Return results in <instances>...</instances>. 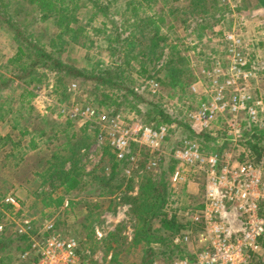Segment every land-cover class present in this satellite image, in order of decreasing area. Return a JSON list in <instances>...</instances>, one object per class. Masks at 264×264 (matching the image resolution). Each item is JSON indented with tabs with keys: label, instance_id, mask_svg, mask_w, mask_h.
<instances>
[{
	"label": "trees",
	"instance_id": "trees-1",
	"mask_svg": "<svg viewBox=\"0 0 264 264\" xmlns=\"http://www.w3.org/2000/svg\"><path fill=\"white\" fill-rule=\"evenodd\" d=\"M178 1L182 3L176 4ZM29 3L30 6L25 7V10H28L27 14L33 10L32 5L38 4L39 10L42 11L41 15L47 19L48 25L35 28L30 21L20 23V20L15 18L19 15L15 14V8L12 7L18 5V2L0 0V24H6L18 39L16 53L10 60L16 63V78L26 79V82H29L41 76L38 72L40 69L52 71L56 94L61 100L66 99L68 95L67 84L75 81L80 91L78 93H82L86 98L94 97L99 105L106 108L107 113L113 114L118 111L134 113L139 120L141 119L142 124H153V126L171 121L179 124L183 122L182 119L162 108L161 91L167 94L171 92L178 100H182L185 94L187 98L194 96L187 92V87L194 79L189 67V57L182 54V50L188 46L186 41L183 43L180 37H177V29L186 28L188 33H195L200 38L205 29H212L217 24L225 25L228 15L232 12L226 0H130L125 3L127 7H121L122 10L115 9L118 7V0H30ZM113 3H115L114 11L109 15V6ZM85 5H89L88 12L86 11L88 20L95 19L101 13L102 26L97 30L105 33L103 39L107 41L106 51L111 55L112 60L108 63L98 60L96 64L80 67L64 63L58 58L60 47L55 41L57 37L61 38L65 32H73L71 41L74 44L78 43L79 32H83L84 28L74 27L72 24L78 23L76 10ZM116 13L120 18L114 17ZM16 23H19L23 30ZM53 28L58 31L49 32L55 36L46 37L47 43H45L46 40L43 41L46 35L45 29ZM126 30L128 33H120ZM219 32L222 35L223 31ZM194 40L197 41L190 39L191 42H195ZM200 48L205 54L206 50L201 44ZM115 56H119V61L116 63L115 71H112ZM138 79L150 82L143 85L144 88L141 90L133 89V82ZM10 81V78L0 73V122L11 123L9 132L0 134V225L2 226L0 264H15L18 260L19 264L29 262L28 258L20 259L19 255L29 247L30 234L20 235L15 232L14 225L7 221L3 222L2 212L12 206L3 198L16 186L12 177L5 176L6 169L11 163L19 164L18 161L13 162L14 159L24 161L26 149L35 150L39 140L44 144L53 143L55 146L54 149L49 150V154L47 149L36 151V153H47L48 157L45 161L37 162L34 175L40 179V186L50 185L49 187L52 188L51 191L42 189L40 192H33V206L40 205V217L51 218L56 210L62 209L65 213L85 214V221L92 222L97 220L103 206L102 202L110 195L136 186V193L129 198L134 225L133 237L126 244L127 241L120 235L118 229L108 233L103 239L106 245L105 252L112 250L107 264H150L163 259L164 256L168 260L166 262H171L175 258L190 255L186 243L176 244L173 239L191 228L190 215L200 203L193 204L194 206L187 204L191 207L189 216L185 214L184 217V214L178 213L177 202L181 200L183 202L182 198L190 195L187 194L186 185L174 188L169 179L166 181L164 168L167 167L168 170L170 164L173 167L171 161L164 163L162 160L154 169H146L145 161L138 160L137 167L130 171V176H127L124 170L132 165L130 154L136 153L140 149L139 146L132 144L130 152L124 158L118 159L106 142L102 147L107 149L105 152L110 159L108 172H102V167L99 166L86 170L81 165L83 155L79 152L82 147H88L94 140L96 128L91 127L90 123H84L76 131L72 129L70 120L59 123L62 125L59 127H54L52 124L50 131L45 124L42 127L34 126L33 119L38 117L26 113V108L33 111L32 106L26 105L24 108L22 105L24 101H20L21 104L18 103L16 111L12 104V96L4 94L5 89L10 86ZM148 88L154 99L145 96V93H150ZM145 89L148 91L145 92ZM19 121L23 124L19 125ZM255 128V125L251 127L254 131ZM188 129L190 132L195 130L191 127ZM61 131L62 135L59 133ZM196 131L198 138L203 136L205 139H214L218 142V138L210 137L207 132ZM27 135H29L27 144H23ZM225 135H223L225 142H228L229 136ZM62 137L64 139L66 137L65 141L61 140ZM59 140L62 142L55 145ZM263 140L264 135L255 132L246 139L254 159L259 158L264 151ZM221 148V146L205 147L204 151L220 152ZM145 152L146 157L148 153L146 150ZM85 190L86 193H83ZM94 198L96 200H93ZM65 202L67 206L64 205ZM63 205L65 207L62 208ZM80 206H84L85 210ZM187 206L181 212L186 210ZM77 207L80 209L77 210ZM35 222L36 220L32 224ZM80 223L83 225V221ZM55 224L57 226L56 222ZM35 232L34 227L31 234ZM84 238L80 246L81 250L86 244L91 246L95 242L94 232L86 231ZM262 244L264 246V241ZM136 247H138L137 252H135ZM131 251L136 255L133 260H128L126 256L124 261H120L123 252L126 254L129 252L127 254L129 255L132 254Z\"/></svg>",
	"mask_w": 264,
	"mask_h": 264
},
{
	"label": "rangeland",
	"instance_id": "rangeland-1",
	"mask_svg": "<svg viewBox=\"0 0 264 264\" xmlns=\"http://www.w3.org/2000/svg\"><path fill=\"white\" fill-rule=\"evenodd\" d=\"M17 1L18 5H12L13 8H15V14L19 15L15 17L16 19H19L18 21L20 23H26V22H32L33 27H39L43 26L45 27L48 25L47 19L42 14V11L39 10V6L32 5L33 10L30 14L28 13V10H25L26 5L29 7L31 3L30 0H12ZM130 0H118L117 8H115V3L111 4L109 6V15H112L113 9H120L121 7L126 6V2H129ZM228 1L229 6L232 9V12L228 15V18L226 20L225 25H215L212 29H205L202 36L198 38L195 33H188L186 28L179 27L177 29L178 36L183 41H186V44L188 48L185 47L184 50H182V54L189 57V67L192 70V77H194L192 83L187 87L188 94L192 93L194 96L187 98V95L185 94L184 98L182 100H178L177 97L174 94H167L166 92H160L162 99V108L165 109V111H168L169 113L176 115L179 119H182V124H179L176 121H171L175 123V127L173 128V131H170L168 135L166 136V140L164 139L162 143V149L165 151L162 154V160L165 162L171 161L170 154L172 151L179 146H181L179 140L186 137V138H194L199 142V144L204 148L208 147H222L221 151L219 153L227 152L229 154H232L234 157H243L245 153H249V144H246V139L252 134V133H260L261 135H264V120H263V114L259 113V116L256 117V119L253 121L249 119L246 112H241L238 115V123L240 125L239 132L241 133L242 138L236 139L235 137H228V142H225V133H227L228 130V119L231 116L230 113H224V115H220L216 121L213 122L212 126L208 128V130L203 131L207 132V134L210 137H216L218 138V142H215L214 139H205L202 137L197 136L198 132L193 130V132L189 131V126L191 123L186 120V113L189 111H193L197 109V105L200 101L203 100H210L211 95L207 93V96L203 92L206 89L207 80H205V77L203 78L201 74V70L204 69V59L202 55H205L201 48L200 44L202 45V48L204 50H207L208 47H218V49H221L223 45H220V37L217 34H214V41H207L206 32L209 33V31L212 32L214 29H218L221 31H228L230 27H234L237 25H240L242 23H245L243 25L245 33L248 35H253L255 32H258L260 30H263L262 27H264V23L260 22L264 16V0H226ZM41 3V2H40ZM181 1L176 2V4H181ZM87 4V2L85 3ZM89 5H85V7H81L80 9L76 10V15H78L77 21L78 23H74V27H83L84 31L79 32L78 36V43L74 44L73 41H71L72 33L73 32H65L61 38H56V43H58L59 52V59L64 63H69L75 66H90L91 64H96L98 60H104L106 63L112 61L111 55L106 51L107 47V41L103 39L104 32H101L100 29L102 26L101 19L102 16L101 13L98 14L97 17L93 20H88L86 11L88 12ZM127 7V6H126ZM122 10V8H121ZM115 18H120V15L116 13L114 15ZM253 19V20H252ZM74 21H71V23ZM242 22V23H240ZM248 22V23H247ZM47 23V24H46ZM180 23V22H179ZM17 26L20 27L21 30H23V27L16 23ZM263 26L261 29H258L260 25ZM255 25V26H254ZM217 26V27H216ZM219 26V27H218ZM257 26V27H256ZM254 27V28H253ZM44 29V28H43ZM243 30V31H244ZM57 32L58 29H45L44 32H46V37H53L55 35L49 33V32ZM254 32V33H253ZM24 33V31H23ZM121 34L128 33L127 30L120 32ZM206 34V35H205ZM210 34V33H209ZM215 35H217L215 37ZM213 37L212 35H210ZM249 37V36H248ZM190 39H196L197 41L191 42ZM18 39L15 38L14 33L8 29L6 24H0V73L3 74L5 77L10 78V86L5 89L4 94L12 96V104L15 107V110L17 111L18 103L20 101L23 102L24 108L26 105H30L33 108V111L31 112L28 108H26V113L35 114L38 118L33 119V124L38 125L40 127L45 124L47 127V130L50 131V127L52 124L54 127H59L61 124L66 120L72 121V129L79 130L84 123H82L83 120L80 119V116L77 114L75 117H71V112L75 111V109L78 110V112L86 110L87 107H91L93 109H97L99 111L104 112L106 110L105 107L102 105H99L97 101H95L94 97L89 96L90 98H86L85 95L80 92L77 87L75 89L71 90L70 87L72 84H75L77 82L71 81V83H68V95L66 99L61 100L59 96L56 94V90L54 87V77L52 71L40 69L38 72L41 74V76L36 80H32L29 82H26L25 80H20L16 78V63L10 62V60L13 58V56L16 53L17 50V43ZM70 41L69 43L65 44L66 42ZM47 43V40L46 42ZM61 43V44H60ZM264 43V41H263ZM254 45V47H253ZM257 43L255 41L252 42L253 50ZM196 46V47H193ZM241 50V49H240ZM167 51V50H165ZM260 55H263L264 57V44L259 47ZM262 52V53H261ZM119 56L114 57V63L112 65V71H115L116 69V63L119 61ZM254 61V59H253ZM254 66L258 70V74L256 77V80H259L258 88H253L252 79L249 81V84L251 86V90L249 92L254 96L257 97L259 94L264 95V88L261 87L260 80L262 77V74H264V58H256L254 61ZM110 64V63H109ZM22 69V68H21ZM264 80V79H263ZM150 81H145L141 79H138L137 81L133 82V89L141 90L144 88L143 85L148 83ZM255 83V80H254ZM247 85H249L246 82ZM264 84V81H263ZM145 89L144 91L147 92L150 90ZM150 93H145V96L149 99H154ZM207 97V98H205ZM11 101V100H10ZM21 104V103H20ZM102 106V107H101ZM144 106V105H143ZM64 108L63 111H60V108ZM100 108V109H99ZM30 111V112H28ZM106 112V111H105ZM107 113V112H106ZM121 115V119H124V117L127 119V116L133 115L134 113L129 112H116ZM15 114V112H14ZM111 114V113H110ZM115 114V113H113ZM111 114V115H113ZM16 115V114H15ZM135 115V114H134ZM12 114H10L9 117H11ZM42 118V119H41ZM141 120V119H140ZM169 122V123H171ZM19 125H22V121H19ZM28 121L26 122L27 125ZM90 123V122H86ZM11 123H5L0 122V134H6L10 130ZM133 124V123H131ZM91 127L96 128L95 129V137L94 140L90 143V145L86 148L82 147L80 150V154L83 155L81 159V165L86 170H91L92 167H102V172L107 173L108 172V165L110 159L109 156L106 155V148L102 147V145L106 142H108L105 138L106 135L102 131V129L99 127V124H92ZM144 125H153V124H144ZM256 126V130H252L251 127ZM62 126V125H61ZM189 126V127H188ZM8 129V130H7ZM32 129V128H31ZM46 130V131H47ZM62 135V131L59 132ZM191 133V134H190ZM200 133V132H199ZM78 134H80L78 132ZM103 136L104 141H100L99 137ZM226 136V135H225ZM29 135L26 136L25 140H23V144H27V138ZM259 137V136H258ZM66 139V137H65ZM64 137L61 138V140H64ZM76 139V138H75ZM51 142V140H50ZM62 141H57L55 145H59ZM225 142V143H224ZM51 144V145H50ZM218 144V145H217ZM262 144L264 145V140L262 141ZM260 144V145H262ZM132 144L129 145L128 151L130 152V147ZM109 146V149L115 153L114 149ZM53 143L44 144L39 140L37 148L35 150H27V154L25 155L24 161H19L17 159H14L13 162L18 161L19 164L11 163L9 167L5 170L7 175L12 177L13 182L15 183V188L13 191H10L6 196H4L3 200L5 201V198L9 195L14 196L19 201V208L16 209L12 205L9 210L2 212V220L3 222L7 221L9 224L14 225V221H16L18 218L22 217V214L26 217L32 218V223L34 220H36L35 224H33V227L38 229L40 227L42 221L44 218L40 217L39 213V207L40 205L37 204V206L34 205V196L33 192H40L42 189L51 191L52 188L49 187L50 185H41L40 186V179L34 175V172L36 171L37 167L36 164L38 161L42 162L45 161V159L48 157L47 153H36L37 150H49L54 149ZM144 149V150H143ZM109 150V151H110ZM145 150L148 153V156L150 154L149 149L145 147H140V149L130 155H137L140 157V161L144 160L146 161L145 157ZM128 152V153H129ZM161 155V154H160ZM158 155V156H160ZM157 157V153L154 155V157ZM164 156V158H163ZM35 162V163H34ZM172 162V161H171ZM34 163V164H33ZM168 165V164H167ZM171 165V164H170ZM167 170V167L164 168V172L166 173V181L169 179L170 172L172 170V165ZM134 165L127 166L124 170V173H126V170H129V172L133 169ZM103 167L105 169L103 170ZM145 167V163H144ZM131 175V173H130ZM129 175V176H130ZM196 180H194L192 183H190V186L187 188V194L190 195L189 197H183L182 200L177 202L178 207V213L185 214L189 216V212L191 211V207L187 206L189 204L190 206H194L193 204L200 203L201 196H202V186H201V180H199V176H195ZM136 186H134L132 189H127L124 191H117L116 193L112 194L107 198L105 201H103V206L101 208L100 214L98 215L97 220H93L92 222L85 221V214L78 213L77 215L75 213H65L62 212V209L56 210L55 214L51 216V218L54 219V221L57 223V229L60 231L63 235L67 237H75L78 239L81 243L85 240V232L86 231H93L94 232V238L95 242L91 244V246L87 245L82 247V254L80 255L82 264H107L108 259L111 257L112 250L110 249L107 253L105 252V243L103 239L106 238L109 232H112L116 229L120 231V235L127 241V243L130 242V240L133 237V219L132 214L130 213V197L133 196L136 191ZM16 192V193H15ZM89 192V190H88ZM55 193V192H54ZM86 193V190L83 192ZM19 195V196H18ZM85 195V194H84ZM93 200H96L94 198ZM8 203V202H7ZM175 205V204H174ZM186 210L184 207H186ZM85 210L84 206H80ZM169 207V206H168ZM174 207V206H173ZM80 208L77 207V210ZM76 211V210H74ZM19 212V214H18ZM188 218V217H187ZM83 221V225L80 223ZM85 223V224H84ZM4 224V223H3ZM1 226V225H0ZM96 227H99L101 231L103 232V237L101 239H97L95 235V229ZM262 244V242H261ZM84 245V243H83ZM191 248H189L190 253H192L193 245L187 244ZM135 247V246H134ZM140 247V246H138ZM138 247L135 248V252H137ZM29 248V247H28ZM130 252V251H129ZM128 252V253H129ZM132 254L127 255L123 252L122 257L120 258V261L128 257V260H133L136 256L134 255V251H131ZM22 255L20 253L19 257ZM31 257H34L31 258ZM175 257V256H174ZM173 257V258H174ZM162 258V257H161ZM166 256L163 257V259L158 260L159 263H170L166 262L168 260L165 259ZM172 258V259H173ZM29 262L26 264H33L36 260V257L34 255H30L28 257ZM174 260V259H173ZM172 260V261H173ZM135 261V260H134ZM171 261V262H172ZM15 264H19V260L15 261ZM123 264V263H122ZM250 264H264V246L262 245V248H260L253 256V260Z\"/></svg>",
	"mask_w": 264,
	"mask_h": 264
},
{
	"label": "built area",
	"instance_id": "built-area-1",
	"mask_svg": "<svg viewBox=\"0 0 264 264\" xmlns=\"http://www.w3.org/2000/svg\"><path fill=\"white\" fill-rule=\"evenodd\" d=\"M219 44L231 60L229 74L225 77L227 72L218 62L206 69L204 60L201 74L207 80V87L203 92L211 95V99L200 101L197 109L188 112V117L195 130L206 131L220 115L230 113L226 135L238 139L242 138L238 123L241 112H246L253 121L261 113L264 120V95L254 97L248 90L246 81L252 74L245 69L246 47L240 34L226 31ZM75 87L76 84H72L70 89ZM77 114L82 123L99 124L118 159L126 156L130 144L149 149L146 169H154L162 162V154L165 155L162 143L175 127L174 122L144 125L134 114L121 119L118 113L111 115L91 107L81 112L75 109L71 117ZM102 138L99 137L100 141H104ZM180 145L170 154L173 167L169 182L176 188L192 183L195 176H199L202 196L200 206L190 215L191 228L173 239L176 244L193 245L191 256L175 258L168 264H250L264 241V151L254 159L250 150L243 157H234L226 151L207 153L195 139H184ZM129 159L136 168L140 160L138 154L130 155ZM126 173L130 175L129 170ZM5 202L19 208V201L12 195L7 196ZM64 205L67 206V202ZM14 224L18 234H30V247L20 256L22 259L34 255L33 264H82L81 242L58 231L53 218H44L33 234L32 218L22 214ZM95 235L97 239L104 236L99 227ZM150 264L166 263L153 261Z\"/></svg>",
	"mask_w": 264,
	"mask_h": 264
},
{
	"label": "crops",
	"instance_id": "crops-1",
	"mask_svg": "<svg viewBox=\"0 0 264 264\" xmlns=\"http://www.w3.org/2000/svg\"><path fill=\"white\" fill-rule=\"evenodd\" d=\"M263 19L262 20H260V22H262V23H264V16L262 17ZM253 20V19H252ZM240 23H242V22H240ZM248 23V22H247ZM245 23H242V24H240V25H237V26H234V27H230L229 29H228V32L230 33V32H232V31H235V32H237V33H239L240 34V36H241V38L243 39V43H244V45H245V47H246V49L244 50V53H243V57L246 59V62H247V64L245 65V69H247L248 71H251V78H253L252 79V83H253V88H258L257 86L259 85V83H258V81L259 80H256V77H257V74H258V70L255 68V66H254V61H255V59L256 58H264L263 57V55H260V51H259V47H261L264 43H263V41H264V27H262L263 26V24L262 25H260L259 27H258V29H261V27H262V29L263 30H260V31H258V32H253L254 34L253 35H248V34H246L245 33V30H244V27H243V25H244ZM218 25V24H217ZM255 26V25H254ZM217 27V26H216ZM219 27V26H218ZM257 27V26H256ZM254 28V27H253ZM237 30V31H236ZM244 30V31H243ZM220 31V30H219ZM218 31V29H214V30H212V32L211 31H209V33H207L206 32V34H207V36H205V38L207 37V41H214V40H212V39H214V34H217L218 36H220V37H222V35H220V33L221 32H219ZM213 32H214V34H213ZM224 32H222V34H223ZM225 33H226V31H225ZM205 34V35H206ZM210 35H212L213 37H211ZM217 35H215V37L217 36ZM249 36V37H248ZM253 41H255L256 43H257V45L255 46V48H254V50H253V47H254V45H253V47H252V42ZM222 44H224V43H222ZM207 53V55L205 56V55H202V57H203V59L205 60V62H206V69L207 68H210L211 66H212V64L213 63H216V62H218L219 64H220V67H222L226 72H227V74L225 75V77L229 74V67H230V64H231V60H230V58L228 59V53H227V51L226 50H224L223 48L222 49H218V47H208V49L205 51V54ZM262 53V52H261ZM264 53V52H263ZM253 59H254V61H253ZM264 70V69H263ZM262 72H264V71H262ZM262 77H263V79H264V74H262ZM204 78V77H203ZM251 78L250 79H248L246 82L249 84V81L251 80ZM262 78H261V80H260V85H261V87L262 88H264V84H263V80ZM254 80H255V83H254ZM223 84V83H222ZM206 87H207V85H206ZM248 90H251V86H250V84L248 85ZM206 96H207V94H205ZM205 98H207V97H205ZM186 120L188 121V122H190L189 121V117H188V113H186ZM191 123V122H190ZM189 126H191V128L192 129H194V127L190 124ZM8 130V129H7ZM171 130H173V129H171ZM196 131V130H195ZM2 134V133H1ZM167 138V137H166ZM166 138H165V140H166ZM184 139H194V138H186V137H184V138H182V139H180L179 140V142L181 143ZM190 186V184H186V188H188ZM16 193V192H15ZM71 194V193H70ZM6 196V195H5ZM19 196V195H18ZM68 195H66V197H67ZM66 201V200H65ZM64 207V205L62 206V208ZM16 232V231H15ZM30 247V246H29ZM27 249H29V248H27ZM27 249H25L23 252H21V253H24ZM20 259H22L21 257H19Z\"/></svg>",
	"mask_w": 264,
	"mask_h": 264
}]
</instances>
